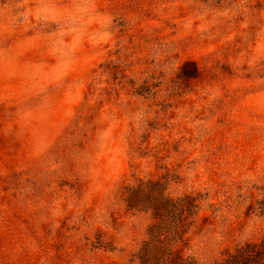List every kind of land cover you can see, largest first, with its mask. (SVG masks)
I'll return each instance as SVG.
<instances>
[{"label":"rangeland","instance_id":"rangeland-1","mask_svg":"<svg viewBox=\"0 0 264 264\" xmlns=\"http://www.w3.org/2000/svg\"><path fill=\"white\" fill-rule=\"evenodd\" d=\"M262 197L264 0H0V264H216Z\"/></svg>","mask_w":264,"mask_h":264},{"label":"trees","instance_id":"trees-1","mask_svg":"<svg viewBox=\"0 0 264 264\" xmlns=\"http://www.w3.org/2000/svg\"><path fill=\"white\" fill-rule=\"evenodd\" d=\"M146 185L147 188L140 186L136 194L130 193L127 196L128 200H126L130 208L150 210L152 215L155 216L166 210V207H171L178 210L186 218L197 215L200 210L199 204L202 197L199 193H186L181 197L171 198L165 192L166 181L148 182ZM248 210L264 216V197L257 201L256 206H250ZM175 259L174 257L168 259L166 264H177ZM180 259L182 264H194L192 261H185L181 255ZM216 264H264V233L257 241L245 240L237 244L232 251L224 249L222 257L218 259Z\"/></svg>","mask_w":264,"mask_h":264}]
</instances>
